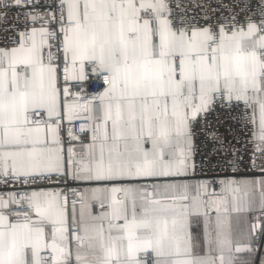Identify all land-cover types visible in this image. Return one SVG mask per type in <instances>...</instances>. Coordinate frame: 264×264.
Here are the masks:
<instances>
[{
	"label": "snow or ice",
	"instance_id": "6c2138e0",
	"mask_svg": "<svg viewBox=\"0 0 264 264\" xmlns=\"http://www.w3.org/2000/svg\"><path fill=\"white\" fill-rule=\"evenodd\" d=\"M0 264H264V0H0Z\"/></svg>",
	"mask_w": 264,
	"mask_h": 264
}]
</instances>
